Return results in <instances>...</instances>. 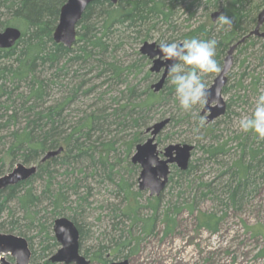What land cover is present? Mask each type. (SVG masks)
Returning a JSON list of instances; mask_svg holds the SVG:
<instances>
[{
    "label": "trees",
    "instance_id": "16d2710c",
    "mask_svg": "<svg viewBox=\"0 0 264 264\" xmlns=\"http://www.w3.org/2000/svg\"><path fill=\"white\" fill-rule=\"evenodd\" d=\"M66 2L0 0V31L15 27L22 32V37L13 48L0 49V176L11 172L18 164L37 166V173L31 179L0 191V233L27 239L30 249L35 236H42V243H45L43 255L49 253V259L50 253L53 255L58 246L53 236L56 219L69 217L78 227L80 239L83 238L77 212L88 202L90 195V191L86 195L80 192L81 188H90L88 179L74 177L70 182H65L67 184L58 181L60 168H64L65 175L69 176L77 170L83 174L88 165L93 169L92 175L100 171L109 182L119 180L118 187L127 202L122 215L131 221L129 235L135 225L141 226L143 233L152 232L159 219V197L143 207L137 201L140 193H133L124 177L115 178L119 173H115V165L109 158L112 152L118 150L115 148L117 143L105 139V135L110 136L115 130L123 133L145 128L150 123L148 116L155 109L167 105L171 100L177 103V100L171 86L165 85L159 93L152 90L158 75L149 84L148 81L155 75L150 69L145 71L151 61L140 51L135 53L139 58L138 64L124 66L118 61V53L122 51L125 39L130 36L143 45L152 38V32L159 30L160 23L167 25L168 29L173 28V20L182 8L190 19L196 16L200 8L204 13L222 9L221 14L232 20L230 27L221 26L217 31L216 25L210 21L212 18L208 16L198 27L191 30L188 27L189 31L181 39L215 38L216 59L222 69L230 47L255 29L258 16L264 10V0H122L117 5L108 0H99L85 10L78 24L77 40L69 49L54 41L61 9ZM249 50L260 53L257 56L258 66H264V39L251 36L237 48L235 54L246 56L243 66L255 56L250 53L248 57ZM249 69V65L244 67L236 83L235 94L227 102V112L222 117L226 124L231 121V116H237L233 111L236 105H247L249 94L252 93L254 97L259 94L261 76L253 77ZM93 72H96L97 79H109L112 86L122 88L123 96L120 99L111 98V103L104 96L98 98L92 109H80L79 121L71 123L69 117L73 107L78 105L79 93L88 97L97 88L83 89L90 82L84 80L85 76ZM142 73H145L144 81L148 83L144 91L139 85L129 82L131 75ZM214 75L206 74L203 79ZM248 78L250 82L245 84ZM105 84L102 83L103 86ZM229 89L225 87L223 94L230 92ZM56 91L61 94L58 99L54 98ZM179 110V116L170 117V124H190L193 115ZM211 127L206 128L207 135L219 139L220 136ZM101 138L104 140L99 142ZM233 139L238 141L236 148L242 154L232 167L221 174L217 187L213 186L214 183H205L202 178L192 179V165L185 172L177 170L179 179L174 182L176 186H182L183 182L191 190V197L184 201L183 207L193 212L196 200L212 198L226 209L237 210L251 196L255 188L254 172L264 164V140L252 133L240 134ZM141 143L142 132L137 131L129 144L126 143L128 154L131 155L134 147ZM158 144H161L160 139ZM226 146L227 142H222L205 148L207 161L215 162L221 154L226 155ZM61 148V155L41 162L48 152ZM73 196L77 197L75 208L72 207ZM141 208H149L152 214L149 217L141 216ZM117 212L115 207V217L118 218ZM161 217L166 231L171 232L174 222L171 209L164 210ZM199 220L203 229L218 232L220 219L217 220L214 214L200 213ZM34 232L37 234L31 236ZM131 238L123 245L116 243L115 249L119 251L123 247H130ZM46 264L53 263L48 260Z\"/></svg>",
    "mask_w": 264,
    "mask_h": 264
},
{
    "label": "rangeland",
    "instance_id": "374dc122",
    "mask_svg": "<svg viewBox=\"0 0 264 264\" xmlns=\"http://www.w3.org/2000/svg\"><path fill=\"white\" fill-rule=\"evenodd\" d=\"M215 12L221 14L222 9L204 13L203 8H200L196 16L190 19V16L182 8L173 20V28L168 29L167 25L160 23L159 30L156 29L152 32V38L148 42L158 44L161 40L166 42L171 40L176 42L183 41L181 40L182 35L189 31H187L188 27H191L190 30L198 27L207 20L208 16L212 18ZM210 21L216 25L217 31L220 30L221 25L218 23V19L216 21L210 19ZM141 47L142 44L139 41L128 36L125 39L122 51L118 53V61L123 63L124 66L134 63L138 64L139 58L135 53L140 51ZM250 53L255 54L254 51L249 50L247 53L248 57H250ZM259 54L249 58L244 66L243 61L246 56L242 53L235 54L233 67L228 74L229 82L227 88H230V92L224 94L225 101L228 102L235 94L236 83L246 65L250 66L248 72H251L253 77L261 76L259 94L261 90H264V66H258L259 61L257 58ZM151 67L152 64H149L145 71H148ZM254 69L253 74L252 70ZM162 73L163 71L158 75L159 79L157 81H155L156 74H152L155 76H153L151 81H148L149 84L152 81H155L154 84L157 83ZM95 75L96 72H93V74L85 76L84 80L90 82H87L86 87L83 89L86 90L92 86H97V88L88 97L82 96V92L79 93L78 105L73 107V112H71L72 114L69 117L71 123L75 124L79 121L81 117L80 109L83 111L90 109L95 105L98 98L104 96V98L108 99V103H111V98L120 99L123 96L121 93L123 91L122 88L120 90L112 86L109 79H97ZM217 75L204 78L208 88L213 84ZM144 76L145 73L137 76L131 75L129 82L139 85L140 89L144 91L148 85L144 81ZM248 79L245 84L250 82V78ZM104 82L106 84L103 86L102 83ZM166 87L170 86L167 85ZM60 96L61 94L56 91L54 98L58 99ZM256 98L251 93L249 94L247 105L241 103L236 105L233 111H235L237 116H231V121L227 124L223 121V118L221 121L216 120V122L211 124L207 122L203 128H198V119L195 118L190 124L181 123L174 125V123H171L159 136L161 142L159 150L164 151L165 147L177 144L193 146L194 150L190 160V165L194 166L192 179L202 178L205 183H214L213 186L217 187L221 174L232 167L242 154L241 150H237L238 141L234 140L233 137L244 134L239 128V121L242 117L252 114ZM175 100L177 99L175 98ZM204 107L197 106L195 109L196 114L202 115ZM179 109L178 100L177 103L174 100L168 101L167 105L158 107L148 116L151 119L147 127L123 133L113 128L115 132L110 136L108 135L109 137L105 135V139L113 140L117 143L115 148L118 150L112 152L109 158L111 163L115 165V173H119L115 175V178L124 177L129 189L133 193H140L137 201L143 207L156 197L161 199L160 216L152 232L143 233L141 226L135 225L132 227L131 235H129L128 231L131 221L122 215L127 207V202L123 198V192L118 187L119 180H115V183L109 182L105 178V174L100 171L92 175L93 169L88 168V165L84 168L83 174L77 170L75 173L72 172L73 175L69 176L65 175L64 168L58 169V181L62 183L70 182L74 177L88 179L87 184H89L90 188H81L80 192L86 195L90 191V195L88 202L83 204L77 212V219L84 235L80 239V252L91 261V264H110L123 261H128L129 264H264V164L254 172L255 188L253 193L245 199L244 204L237 210L234 208L226 209L213 201L212 198L196 200L193 212L183 207L184 201L189 200V197H191V190L183 182L182 186H176L174 183L179 179L177 175V170L179 169L175 165L171 166L173 180L169 181L160 196L152 197L149 190L141 191L139 189L141 169L137 165L132 164L136 147L132 150V154L129 155L126 143L129 144L134 134L138 131L142 132L141 144H144L150 137L146 133L147 129L164 119L179 116ZM207 115L208 113L204 116ZM209 125L212 126L213 130H216V134L220 136L219 139L207 135L208 131H206V128ZM103 140L104 138H101L99 142ZM222 142H227V154H221L215 162L214 160L207 161L208 155L204 153V149L210 145H217ZM220 179L226 180V178ZM181 193L182 195L180 196ZM71 200L73 201L72 207L75 208L77 206L75 202L77 197L73 196ZM115 207L118 209V218L115 217ZM167 209H171V215L174 217L171 232L166 231V225L161 217L164 210ZM176 210L177 212H175ZM200 213L214 214L217 220L220 219L218 232L211 233L200 226ZM151 214L152 211L149 208H141L140 210V215L143 217H149ZM36 234L37 232H34L31 236ZM129 237L133 238H131L130 247H123L119 251L115 249L114 245L116 243L119 242V245H123ZM42 239V236H35V239L30 243L32 252L31 264H46L49 260L47 257L49 253L43 255L45 243H42ZM59 249L60 245L58 244L53 255ZM53 255L50 253V258ZM4 257L10 264H15L16 259L12 256L7 255Z\"/></svg>",
    "mask_w": 264,
    "mask_h": 264
},
{
    "label": "water",
    "instance_id": "95a60500",
    "mask_svg": "<svg viewBox=\"0 0 264 264\" xmlns=\"http://www.w3.org/2000/svg\"><path fill=\"white\" fill-rule=\"evenodd\" d=\"M99 0H87L86 6L82 7V0H67L61 9L59 23L54 32V41L67 48H72L77 40V29L81 18L87 7ZM117 5L122 0H108ZM221 14L215 12L212 15L213 21ZM264 26V10L258 16V25L256 29L241 39L238 43L232 45L227 52L222 71L217 75L213 84L209 87L212 92L210 100L217 99L216 92L219 90V103H209L202 111V115H207V122L212 123L223 117L227 112V102L223 96V90L228 84V74L234 64V55L237 48L243 44L247 38L256 36L264 39V32L261 28ZM22 37V32L15 27H8L0 31V49H11ZM140 53L152 62L151 73L159 74L163 71L160 80L152 85V90L159 93L163 90L166 83L167 67L173 61H164L156 58L162 55L157 43L145 42ZM170 123V119H164L147 129L150 135L144 144L136 146V152L132 158V164L138 165L141 169L139 189L141 191L149 190L150 195L160 196L169 183L171 166L175 165L180 171L185 172L189 169L190 160L194 147L191 145H169L164 151H159L156 138L164 131ZM63 148L57 151L48 152L41 160L42 163L61 155ZM156 159L158 165L149 166L150 159ZM37 173V166H26L18 164L11 172L0 176V191L10 186H15L20 182L28 181ZM61 228L67 230L62 232ZM54 236L60 249L49 260L53 264H90L91 261L80 252V232L75 223L67 217H61L55 220L53 226ZM10 255L16 259L15 264H31L32 252L27 239L14 235L0 233V264H10L4 256ZM110 264H129L128 261Z\"/></svg>",
    "mask_w": 264,
    "mask_h": 264
},
{
    "label": "clouds",
    "instance_id": "9594fccd",
    "mask_svg": "<svg viewBox=\"0 0 264 264\" xmlns=\"http://www.w3.org/2000/svg\"><path fill=\"white\" fill-rule=\"evenodd\" d=\"M86 3L87 0H82L81 6H86ZM217 19L221 26L230 27L232 24V20L225 15ZM157 45L162 55L156 58L173 61L166 69V85L174 88L180 109L185 113H191L198 119V128H203L207 123V116L197 117L195 109L210 102L219 103V90L216 92L217 99L210 100L212 92L203 79L206 74H218L222 71L216 59L217 40L190 38L171 43L161 40ZM239 128L244 133H252L258 139L264 140V90L258 94L252 114L240 119ZM157 165L156 159L149 160V166ZM61 231L67 232L64 228H61Z\"/></svg>",
    "mask_w": 264,
    "mask_h": 264
},
{
    "label": "flooded vegetation",
    "instance_id": "af4514ba",
    "mask_svg": "<svg viewBox=\"0 0 264 264\" xmlns=\"http://www.w3.org/2000/svg\"><path fill=\"white\" fill-rule=\"evenodd\" d=\"M257 27V26H256ZM255 27V28H256ZM255 30V29H254ZM254 30H252V32L254 31ZM251 32V33H252ZM261 32H264V26L261 28ZM151 64H152V62H151ZM157 75H160V73L159 74H157ZM159 79V76H157V80ZM156 80V81H157ZM228 82H229V78H228ZM228 85V84H227ZM227 87V86H226ZM223 96H224V94H223ZM227 102V101H226ZM222 118V117H221ZM218 120V119H217ZM214 122H216V120L214 121ZM214 122H212V123H214ZM170 124V123H169ZM169 124H168V126H169ZM167 128V127H166ZM160 136V135H159ZM159 136L156 138V142H157V144H158V139H159ZM158 148H159V144H158ZM166 148V147H165ZM160 151V150H159ZM162 152V151H161ZM138 166V165H137ZM174 166V165H173ZM139 167V166H138ZM140 168V167H139ZM170 176H171V174H170ZM170 176H169V181H170ZM91 264V263H90Z\"/></svg>",
    "mask_w": 264,
    "mask_h": 264
},
{
    "label": "bare ground",
    "instance_id": "6f19581e",
    "mask_svg": "<svg viewBox=\"0 0 264 264\" xmlns=\"http://www.w3.org/2000/svg\"><path fill=\"white\" fill-rule=\"evenodd\" d=\"M256 29V28H255Z\"/></svg>",
    "mask_w": 264,
    "mask_h": 264
}]
</instances>
